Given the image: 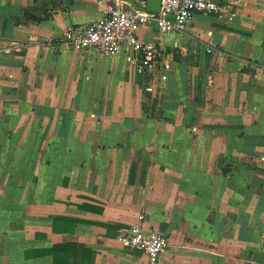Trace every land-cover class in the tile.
<instances>
[{
  "label": "crops",
  "instance_id": "1",
  "mask_svg": "<svg viewBox=\"0 0 264 264\" xmlns=\"http://www.w3.org/2000/svg\"><path fill=\"white\" fill-rule=\"evenodd\" d=\"M110 4L0 0V264H137L116 236L141 213L169 237L159 264H259L264 0L197 13L172 45L143 27L167 80L53 41Z\"/></svg>",
  "mask_w": 264,
  "mask_h": 264
},
{
  "label": "built area",
  "instance_id": "2",
  "mask_svg": "<svg viewBox=\"0 0 264 264\" xmlns=\"http://www.w3.org/2000/svg\"><path fill=\"white\" fill-rule=\"evenodd\" d=\"M240 0H162L159 11H148L128 0H111L103 18L67 27L54 42L73 51L95 50L100 54L123 53L147 77L167 80L170 63L160 39L145 40L143 27H155L160 33L183 32L197 13L233 15ZM146 216L121 228L116 239L124 247L142 251L148 264H159L169 246L166 233L145 225Z\"/></svg>",
  "mask_w": 264,
  "mask_h": 264
},
{
  "label": "rangeland",
  "instance_id": "3",
  "mask_svg": "<svg viewBox=\"0 0 264 264\" xmlns=\"http://www.w3.org/2000/svg\"><path fill=\"white\" fill-rule=\"evenodd\" d=\"M202 14H204V13H202ZM203 16H205V15H203ZM187 28H188V25L186 26L185 30ZM141 35L144 38H151V39L153 38V35H157V36L160 35L161 38H162V43L164 45H166V44L172 45L176 40H180V37L176 35V32H170V33L162 34L155 27L147 28V29L143 30ZM182 40L183 39L181 38L180 42H182ZM186 46H189V45L186 44ZM135 255H136V258H137V261H136L137 264H147L146 258H145L144 254L141 251H139V252L136 251Z\"/></svg>",
  "mask_w": 264,
  "mask_h": 264
},
{
  "label": "water",
  "instance_id": "4",
  "mask_svg": "<svg viewBox=\"0 0 264 264\" xmlns=\"http://www.w3.org/2000/svg\"><path fill=\"white\" fill-rule=\"evenodd\" d=\"M132 5L140 9H146L148 11H159L162 0H144L146 1L145 6H139L135 0H128ZM253 260L259 264H264V253L255 252Z\"/></svg>",
  "mask_w": 264,
  "mask_h": 264
},
{
  "label": "trees",
  "instance_id": "5",
  "mask_svg": "<svg viewBox=\"0 0 264 264\" xmlns=\"http://www.w3.org/2000/svg\"><path fill=\"white\" fill-rule=\"evenodd\" d=\"M66 246H68V245H66ZM62 248V250L63 249H65L66 247H64V246H59V245H55L54 247H53V250H60Z\"/></svg>",
  "mask_w": 264,
  "mask_h": 264
}]
</instances>
